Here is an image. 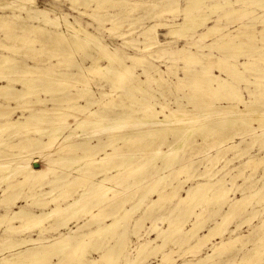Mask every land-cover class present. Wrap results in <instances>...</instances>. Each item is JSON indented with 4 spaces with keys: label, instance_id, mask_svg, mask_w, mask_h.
Instances as JSON below:
<instances>
[{
    "label": "bare ground",
    "instance_id": "1",
    "mask_svg": "<svg viewBox=\"0 0 264 264\" xmlns=\"http://www.w3.org/2000/svg\"><path fill=\"white\" fill-rule=\"evenodd\" d=\"M184 2L0 0V264H264V0Z\"/></svg>",
    "mask_w": 264,
    "mask_h": 264
},
{
    "label": "rangeland",
    "instance_id": "2",
    "mask_svg": "<svg viewBox=\"0 0 264 264\" xmlns=\"http://www.w3.org/2000/svg\"><path fill=\"white\" fill-rule=\"evenodd\" d=\"M39 1H40V4H42V5H46L44 2H46V1H48V0H39ZM52 2H55V0H52ZM184 3H185L184 0H182V4H184ZM68 4H69V3H67V4L64 6L63 9H64L65 11H67V12L72 13V14L79 15L78 13L74 12V10H72V11H73V12H72V11L70 10V8H69L70 4H69V5H68ZM258 9H259V8H258ZM258 9H257V10H258ZM142 11H143V10L140 11L141 13L139 12V13H137V14H138V15H140V14H141V15H142V14H145V12H142ZM258 11H259V13L262 12L261 9H259ZM258 11H257V12H258ZM166 14H167V15H166ZM166 14H165L166 16H165V15L162 16V17L160 18V20H162V18H163L164 21H166V20H168V21L170 20L171 22H172V21H177V20L179 21V20L181 19L182 15H183V14L181 15V13H180L179 15H177L178 13H177V14H173V13H172V14H168V13H166ZM174 15H175V16H174ZM167 16H169V17H168L169 19L167 18ZM172 16H173L175 19L177 18V16H178L179 18L175 20ZM234 17H237V15H232L231 18H229L230 20L224 18L223 21H224L225 23L230 24V26H229L230 28H231V27L234 28L235 25H236V24H234V25L232 24V21L234 22L235 19H236V18H234ZM172 19H173V20H172ZM149 24H150V23H149ZM140 25H141V23H139V24H137L136 26L132 27L133 29H136V31L134 32V36H136V35L138 34L137 31L140 30V28H139ZM260 26H262V25H261V24H258L256 27H260ZM135 27H136V28H135ZM233 28H231V29H233ZM122 30H129V29H128V27L125 28V26H123ZM167 31H168V29L165 30V29L160 28V30H159L160 38H162V39H164V40H165V39H166V40H169V39L171 40V39H172V40L174 41L175 38L172 37V35H167ZM109 33H110V32H109ZM109 33H108V34H109ZM105 35H106V36H113V35H111V34L107 35V33H105ZM113 39H114L113 42H115V43H116V42H117V43H120V42L122 43V39H121V40L118 39V38H117V39H116V38H113ZM115 39H116V40H115ZM172 40H171V41H172ZM177 40H179V43H183V42H184V38L177 39ZM175 41H176V39H175ZM88 51H89V50H88ZM33 53H35V51H34ZM37 55H38V54H37ZM155 61L157 62V64H159V63L162 64V63L159 62L157 59H156ZM179 64L182 66V65H183V61H178V63H177L176 65L179 66ZM164 65H166V64H164ZM181 66H180V67H181ZM241 86H245V83L242 82V83H241ZM247 141H248V140H245L246 143L243 142V146H246ZM256 148H258V145H257V144H256L255 146H253L252 152L255 151ZM245 157H247V156L241 157V158H240L241 160H240V159H235V160H233L232 162H230L229 166H234V165H236V164H239L242 160H244ZM242 158H243V159H242ZM239 161H240V162H239ZM237 162H239V163H237ZM240 180H241V178H239V179L237 180V182L240 183V182L242 181V180H241V181H240ZM189 183H190V182L184 184V186H188ZM182 191H183V190H182ZM182 193H183V192H182ZM238 195H241V194L239 193ZM154 196H155V195H154ZM235 197H237V196H235ZM141 213H142V212H139V214H141ZM139 214H137V215L139 216ZM137 215H135V217H138ZM256 220H257V219H256ZM256 220H255V221H256ZM255 221H254V222H255ZM147 222H148V221H147ZM147 222H146L145 227L142 228L141 230H139L138 234H134V233H133V235H135L134 237H132V236H133L132 234L130 235L131 240H132V244H133V245L135 244L134 242H136L135 240H137V242H138V240H143V239H147V238H148V237H146V236L148 235V234H146V230L148 229L147 227H151L152 224H151L150 221H149V223H147ZM150 224H151V225H150ZM161 226H166V224H165V225H161ZM246 229H247V228H246ZM144 234H145V235H144ZM136 235H137L138 237H137ZM140 237H141V238H140ZM150 237H155V233L152 232L151 235H150ZM177 257H178V258H177ZM154 258H155L154 256L150 257L149 260H150L151 262L149 261V262H150V263H149V262L147 261V263H148V264H153V263L155 264V261H158V259H156V258L154 259ZM176 258H177L178 260H179V259H180V260L182 259V257H179L178 255L176 256ZM153 259H154V260H153ZM152 260H153V261H152Z\"/></svg>",
    "mask_w": 264,
    "mask_h": 264
}]
</instances>
